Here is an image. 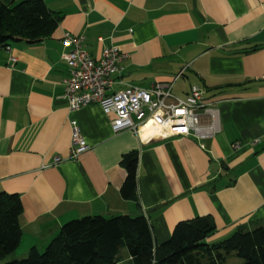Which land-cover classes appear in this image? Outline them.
<instances>
[{
    "label": "crops",
    "instance_id": "obj_1",
    "mask_svg": "<svg viewBox=\"0 0 264 264\" xmlns=\"http://www.w3.org/2000/svg\"><path fill=\"white\" fill-rule=\"evenodd\" d=\"M43 1L61 15L52 33L0 47V192L22 202L20 243L2 261L43 251L64 223L86 215L143 214L155 244L196 217L214 223L207 243L264 227V0ZM65 32L82 35L94 59L107 44L125 54L114 89L167 81L183 98L198 84L221 131L201 147L153 123L115 133L114 114L98 104L70 111L60 97ZM72 119L88 146L76 160ZM128 153L137 156L131 197L121 192ZM119 256L134 264L126 248Z\"/></svg>",
    "mask_w": 264,
    "mask_h": 264
},
{
    "label": "trees",
    "instance_id": "obj_2",
    "mask_svg": "<svg viewBox=\"0 0 264 264\" xmlns=\"http://www.w3.org/2000/svg\"><path fill=\"white\" fill-rule=\"evenodd\" d=\"M61 15L43 0H0V47L12 40L37 42L50 35ZM125 197L134 193L137 156L125 154ZM22 202L17 193L0 192V261L12 254L21 238ZM208 217L178 222L166 241L155 244L147 218L127 213L86 215L64 223L43 251L31 247L27 255L3 264H119L126 248L134 264H225L234 253L243 264H264V227L237 229L214 243L205 238L214 230Z\"/></svg>",
    "mask_w": 264,
    "mask_h": 264
},
{
    "label": "built area",
    "instance_id": "obj_3",
    "mask_svg": "<svg viewBox=\"0 0 264 264\" xmlns=\"http://www.w3.org/2000/svg\"><path fill=\"white\" fill-rule=\"evenodd\" d=\"M61 43L60 56L69 74L60 97L70 111L98 104L104 113L114 114L110 125L115 133L122 130L138 133L153 123L171 134L191 135L201 147L205 139L221 131L218 108L206 100L205 91L198 84H192L183 98L172 92L173 82L167 81H157L148 87L126 84L114 89L117 82L114 74L122 71L125 57L115 45H105L101 56L94 59L85 49L82 35L65 32ZM5 49L9 50V45ZM70 126L68 157L76 160L88 146L76 120H70ZM60 161V156L54 157V163Z\"/></svg>",
    "mask_w": 264,
    "mask_h": 264
},
{
    "label": "rangeland",
    "instance_id": "obj_4",
    "mask_svg": "<svg viewBox=\"0 0 264 264\" xmlns=\"http://www.w3.org/2000/svg\"><path fill=\"white\" fill-rule=\"evenodd\" d=\"M10 255H8V256L10 257ZM8 261H11V260L9 259ZM3 263H4V261L0 262V264H3ZM241 263H243V260L241 258L237 257L234 253H230V254L226 255L225 264H241Z\"/></svg>",
    "mask_w": 264,
    "mask_h": 264
}]
</instances>
